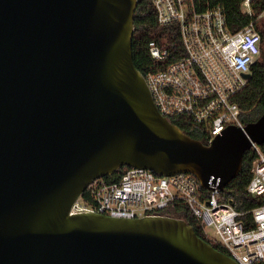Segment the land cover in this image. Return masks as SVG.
Returning a JSON list of instances; mask_svg holds the SVG:
<instances>
[{
	"label": "water",
	"instance_id": "water-1",
	"mask_svg": "<svg viewBox=\"0 0 264 264\" xmlns=\"http://www.w3.org/2000/svg\"><path fill=\"white\" fill-rule=\"evenodd\" d=\"M138 4L0 0V264H238L182 217L70 213L126 166L223 191L264 145V112L210 145L159 112L133 60Z\"/></svg>",
	"mask_w": 264,
	"mask_h": 264
},
{
	"label": "built area",
	"instance_id": "built-area-1",
	"mask_svg": "<svg viewBox=\"0 0 264 264\" xmlns=\"http://www.w3.org/2000/svg\"><path fill=\"white\" fill-rule=\"evenodd\" d=\"M253 1H243V12L252 14ZM152 4L158 24L177 30L181 42L173 48L166 36L163 42L149 43L156 67L143 76L159 112L170 121L187 116L204 127L201 141L206 145L230 125L245 126L234 97L246 86L249 79L244 74L251 73L261 54L262 37L255 21L232 31L220 5L205 0H152ZM251 150L256 156L247 192L262 201L251 210L239 211L232 200L222 199V191L203 188L193 174L163 176L127 167L115 182L93 181L70 213L187 220L188 211L200 221L207 238L219 243L238 264H264V151L258 144Z\"/></svg>",
	"mask_w": 264,
	"mask_h": 264
},
{
	"label": "trees",
	"instance_id": "trees-1",
	"mask_svg": "<svg viewBox=\"0 0 264 264\" xmlns=\"http://www.w3.org/2000/svg\"><path fill=\"white\" fill-rule=\"evenodd\" d=\"M212 6L220 5L223 7L227 23L232 31H238L252 21H255V27L261 34V54L257 61L252 65L251 77L246 86L234 97L242 111V120L245 124L256 121L264 112V61L261 57L264 55V23L260 22L259 16L264 12V0H254L252 3V14L243 12L242 3L244 0H205ZM133 37V60L134 64L142 74L155 69V60L149 53V43L152 40L163 42L167 36L171 45L178 46L181 42L179 32L171 27H161L158 24L156 12L152 0H139L135 12ZM175 30V31H174ZM173 50V49H172ZM184 132L193 138L203 140L205 137L204 127L194 124L187 116H179L172 119ZM264 151V145L262 146ZM252 150L244 154L242 168L238 176L222 192V199L232 200L236 209L239 211H248L262 203L261 199L251 196L247 192V186L252 176V165L255 159ZM126 167H123L113 176H105L106 182L117 181ZM87 195V193L85 194ZM188 222L194 227L196 233L207 242L211 243L218 250L226 253L225 249L214 241L209 240L204 233L203 227L196 218L185 211Z\"/></svg>",
	"mask_w": 264,
	"mask_h": 264
},
{
	"label": "rangeland",
	"instance_id": "rangeland-1",
	"mask_svg": "<svg viewBox=\"0 0 264 264\" xmlns=\"http://www.w3.org/2000/svg\"><path fill=\"white\" fill-rule=\"evenodd\" d=\"M259 19H260V22H261V23H264V12L261 13V16H259ZM261 60L264 61V55L261 57ZM207 232H208L212 237L216 238V234H215L213 228L208 227V228H207Z\"/></svg>",
	"mask_w": 264,
	"mask_h": 264
}]
</instances>
